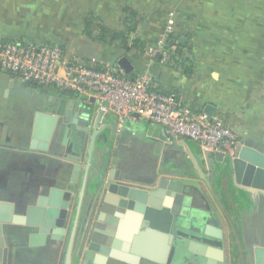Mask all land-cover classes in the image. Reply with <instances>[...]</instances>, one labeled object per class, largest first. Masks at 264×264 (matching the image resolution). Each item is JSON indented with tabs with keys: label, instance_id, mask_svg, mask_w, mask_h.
Here are the masks:
<instances>
[{
	"label": "crops",
	"instance_id": "obj_1",
	"mask_svg": "<svg viewBox=\"0 0 264 264\" xmlns=\"http://www.w3.org/2000/svg\"><path fill=\"white\" fill-rule=\"evenodd\" d=\"M167 26L177 51L186 56L182 62L190 65L189 73L181 65L148 62L132 45H153ZM102 29L108 32L105 40L100 39ZM112 34H123L127 43L110 39ZM0 38L56 45L67 56L85 60L116 63L125 56L134 75L148 76L156 89L174 92L192 107L205 111L210 105L212 117L231 127L243 145L264 154V0H0ZM63 99V111H70L64 119L84 116L88 108L95 111L70 92L35 87L0 70V201L24 214L50 188L73 194L60 240L48 236L42 245L30 246L36 228H3L2 264H130L87 248L96 223L101 225L98 246L119 241L120 248L110 249L129 255L123 245L131 247L126 239L136 236L131 216L119 220L121 228L106 224L111 203L104 199L101 183L111 169L117 179L134 183L157 186L167 179L180 184L177 222L204 227L202 219L211 211L223 233L224 264L233 258L239 262L238 248L251 233L249 217L258 204L254 194L225 176L230 157L205 155L193 141L167 136L160 125L112 114H105L101 125L93 114L86 131L69 129L62 140L55 131L49 153L29 150L37 113L56 109ZM74 165L80 167L76 172ZM104 202L110 204L104 207ZM171 234L166 257L203 261L198 252L202 239L220 242L179 224L172 225ZM138 242L161 255L157 236ZM137 264L160 263L140 258Z\"/></svg>",
	"mask_w": 264,
	"mask_h": 264
},
{
	"label": "water",
	"instance_id": "obj_2",
	"mask_svg": "<svg viewBox=\"0 0 264 264\" xmlns=\"http://www.w3.org/2000/svg\"><path fill=\"white\" fill-rule=\"evenodd\" d=\"M181 42L183 43V40ZM116 64L126 74L134 76L132 73L133 66L127 57H120ZM33 86L36 87L37 85L33 83ZM70 93L73 94V92ZM65 103V99H63L56 109L37 113L29 150L49 153V144L55 131H58V140L64 139L69 129L86 131L91 123L92 115H97L95 111L92 112L88 108L84 110V116L75 114L68 119H64V116L70 115L68 109L64 110L66 112L63 111ZM205 112L211 116L213 108L207 105ZM215 156L220 160L224 159L222 153H215ZM227 168L229 172L225 176L228 179L232 177L234 186L237 185L240 190L249 194H264L263 153L245 146L241 142ZM79 169V165L73 166L74 172ZM114 173V169H111L107 181L101 183L105 195L104 199L111 203L109 205L104 202V207L109 205L108 208L111 212L110 220L107 221L105 219V221L109 226L121 228L119 225L120 219L124 221L126 217H133L132 232L136 233V236L135 238H130L131 235H129L126 240L131 242H129L131 247L125 244L123 249L135 255H127L126 253L110 249L111 247L120 248L122 243L119 241L114 242L111 240L109 244L98 246L97 234L99 229H101V225L98 223L95 224L91 232L90 242L87 246L89 250H99L106 255L130 264H137L140 258H146L160 264H174L171 260L172 256L166 257L165 253L170 251V244L173 240L171 227L173 224H179L220 240L217 245H213L208 240L202 239L203 243L199 245L198 252L204 259L200 264H219V261L220 264L225 263L223 244L221 242L223 239L222 229L217 221L211 220L209 216L212 215L211 211L207 214V219L204 217L202 219V221L207 223L204 227L201 225L194 227L184 222H177L176 206L178 205L177 201L180 200V195H178L180 184H176L173 181L169 182L167 179H162L157 186L153 183H134L129 180L117 179L114 177ZM72 196L71 191L55 187L50 188L48 194L40 196L34 205L27 207L24 214L14 213L11 203L0 201V264H2L3 255L6 251L3 228L9 225L36 228L37 232L29 235L28 242L30 246L42 245L48 236L52 239L60 240L61 234L68 224ZM230 225L232 227L231 222ZM150 236L160 238L161 255L156 256L154 250L144 247L143 244L138 242V240L141 241ZM252 252L251 264H264V245H254ZM230 264H239V262H236L233 258Z\"/></svg>",
	"mask_w": 264,
	"mask_h": 264
},
{
	"label": "built area",
	"instance_id": "obj_3",
	"mask_svg": "<svg viewBox=\"0 0 264 264\" xmlns=\"http://www.w3.org/2000/svg\"><path fill=\"white\" fill-rule=\"evenodd\" d=\"M165 31L153 45L137 44L136 49L148 62L179 66L186 56L177 54L178 43L171 27ZM0 70L22 81L73 92L93 106L100 125L105 114L120 120L142 118L162 126L171 138L193 141L205 155L219 152L233 158L241 144L228 125L190 106L178 94L156 89L146 75L128 77L116 63L67 56L56 45L0 38Z\"/></svg>",
	"mask_w": 264,
	"mask_h": 264
},
{
	"label": "flooded vegetation",
	"instance_id": "obj_4",
	"mask_svg": "<svg viewBox=\"0 0 264 264\" xmlns=\"http://www.w3.org/2000/svg\"><path fill=\"white\" fill-rule=\"evenodd\" d=\"M254 196L255 202L258 204L257 211L249 217V221L251 224V233L249 234V237H247V241L244 244L245 246L242 249L240 247L238 248L239 264H251L253 255L252 248L254 247V245H264V194H261L260 196ZM171 260L173 261V263L178 262L180 264L183 262L187 263L191 261L194 262V264H200L202 261L201 259L185 261L188 260L187 257L179 254L176 256H172Z\"/></svg>",
	"mask_w": 264,
	"mask_h": 264
},
{
	"label": "trees",
	"instance_id": "obj_5",
	"mask_svg": "<svg viewBox=\"0 0 264 264\" xmlns=\"http://www.w3.org/2000/svg\"><path fill=\"white\" fill-rule=\"evenodd\" d=\"M87 26H88V24H87ZM88 27H89V26H88ZM107 34H108V32H107L106 30L102 29L100 39H101V40H105V39H106V36H105V35H107ZM110 37H111L110 39H117V38H121V39H123V34H122V35H119V34H112ZM169 37L171 38V37H172V34H171V36H169ZM123 40H124V39H123ZM132 45L137 46L136 43H134V44H132ZM177 54L180 55L181 53H180V52H177ZM180 65L183 66V70H184V72H186V73H189V72H190V65H188V64L186 63V61L181 62ZM222 199H223L224 201L227 200L226 197L224 196V194H223ZM236 262H237V261H236Z\"/></svg>",
	"mask_w": 264,
	"mask_h": 264
},
{
	"label": "rangeland",
	"instance_id": "obj_6",
	"mask_svg": "<svg viewBox=\"0 0 264 264\" xmlns=\"http://www.w3.org/2000/svg\"><path fill=\"white\" fill-rule=\"evenodd\" d=\"M124 42H126L127 43V41L126 40H124ZM242 235H243V238L245 239L246 237H245V235H247L245 232H243L242 233ZM185 261H190V259H188V260H185ZM182 264V263H181ZM184 264H194V262H187V263H184Z\"/></svg>",
	"mask_w": 264,
	"mask_h": 264
}]
</instances>
